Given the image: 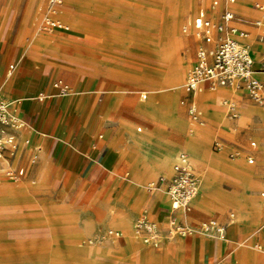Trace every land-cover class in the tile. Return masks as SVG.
<instances>
[{
    "label": "rangeland",
    "instance_id": "374dc122",
    "mask_svg": "<svg viewBox=\"0 0 264 264\" xmlns=\"http://www.w3.org/2000/svg\"><path fill=\"white\" fill-rule=\"evenodd\" d=\"M125 1L131 9L118 17L109 13L82 12L79 9V3L67 0L68 5L64 9L68 19L73 20L70 16L75 14L79 22L84 19L86 23L101 25L93 31L101 37L87 39L80 36L81 27L87 31L93 30V27L84 23L79 25L69 23L71 27H74L71 33L67 36L58 35H63L70 44L79 47L81 44L85 45L89 53L93 55L91 58L95 63L88 65L99 72L98 101L103 103L109 92L116 97V100L109 99V106L105 109L102 118L105 128L103 133L109 135L110 143L115 147L123 146L128 154H132L133 139L128 125L133 132L143 133L146 128L138 132L137 126L145 125L146 118L152 117L153 122L149 127L159 126V131L166 134L177 147L174 163L178 161L179 154L187 150L194 168L200 172L201 183L195 198L200 205L212 210L220 203L221 197L225 195L224 192L238 193L248 187V193L252 197L264 199L260 195L264 190V159L261 156L264 154V120L257 122L251 114L243 117L237 129H224L221 128L220 123L226 118L225 112L218 118L220 122L210 121L208 118L212 131L210 146L220 137H227L231 142L247 150L250 149L249 136L255 137L258 141V147L252 149L258 153L255 163H249L243 151L236 158L228 160V163L240 161L243 166L252 171L249 180L254 184L253 187L245 176L242 178L243 187L242 179L236 173L243 172L241 168L218 166L209 159L205 154L210 153V147L202 151L193 144L192 140L196 134L189 135L187 142L182 144L183 136L197 127L191 124L185 107L180 103L183 83L193 65L197 50L194 37L186 35L182 27L204 6V3H200L199 0ZM249 1L237 0L235 7L240 10L246 8ZM29 5L30 13L27 9L24 16V8ZM48 11V0H0V38L6 39L11 34L19 33L22 43L31 44L36 35L48 37L42 32L48 30L41 28ZM178 13L180 14L175 41L170 32V22ZM21 22H23L22 27ZM27 39L29 40L26 41ZM83 41L88 44H84ZM177 61H182V71L180 76L175 78L173 69ZM143 91L148 92V99L141 98ZM214 92H217V89L205 92L201 96L202 100L205 101L209 97L216 98ZM128 96L133 98L130 105L134 111L130 113L128 108H125L124 114L120 106L124 97L128 98ZM250 103L257 107L261 106L252 101ZM208 113L210 115V112L205 109L206 117ZM248 127L252 129L245 133L244 130ZM23 143H26V140ZM229 150H231L230 146ZM194 151L199 152L200 159L194 155ZM128 154H126V160L129 162L127 171L119 186V189H124L121 194L112 193L110 185L90 186L88 184L67 186L62 192L56 193L51 187L50 179L44 181L35 179L32 165L39 158L34 151L27 150L26 146L22 147L20 143L15 164L19 163L26 168V177L16 183L8 176L3 179L4 173L0 171V188L25 186L24 193L12 200L10 206H4L0 201V264H178L175 260L167 261L154 253L155 247L159 246L160 242L156 245L144 244L135 237L133 230V239L139 245L150 249L152 251L150 256L143 257L138 248L128 253L122 251L126 244L122 215L128 209L125 197L131 188V186L127 187L126 182L128 176L135 170L134 162ZM212 154L215 158L216 153ZM158 158L159 161L151 171L149 167L154 164L148 163L147 167L141 166L135 173L140 183L137 187L149 194L143 202H150L155 194H163L167 198L166 187L162 186L161 181L163 176L169 175L167 172L170 168L162 164L160 157ZM200 165H206L208 170L206 166ZM217 182H221L222 186L218 187ZM107 186L108 190L105 189ZM139 209L140 207L135 208L133 213L136 214ZM99 212L103 213L101 218L98 215ZM205 212L207 216L202 218L194 207L192 212L179 216L187 219L188 223H185L193 228L195 234L207 233L201 229V224L203 219L210 216H215L222 221L221 215L234 212V218L240 221L242 217V210L233 203H225L215 211ZM12 213L18 214L17 219L11 216ZM134 214L130 217L131 223ZM63 218H67L69 223L66 224ZM115 220L120 221L118 231L123 233L122 236L109 232ZM157 222L161 232L169 226L168 220L164 224ZM263 225L264 220L259 219H256L254 223L249 221L244 223L242 229L245 237L241 241L240 249L243 253H237L238 264H264V254L259 256L264 253ZM257 242H260L262 247L256 248ZM95 247L102 251L92 255L85 252ZM244 247L250 251L246 252ZM231 252L227 250L224 256H229ZM224 256L219 262L224 261ZM230 259L229 257L226 261ZM228 264L236 263L231 261Z\"/></svg>",
    "mask_w": 264,
    "mask_h": 264
},
{
    "label": "crops",
    "instance_id": "0c3cea01",
    "mask_svg": "<svg viewBox=\"0 0 264 264\" xmlns=\"http://www.w3.org/2000/svg\"><path fill=\"white\" fill-rule=\"evenodd\" d=\"M74 1L80 4L79 9L82 12L109 13L119 17L129 12L131 9L125 0ZM199 2L204 3L201 9H207L209 15L214 19H217L219 13L225 8L233 10L237 16L235 23L239 27L250 32L247 41L252 45L254 56L256 58L261 56L264 52V39H260V29L254 24V21L264 18V14L261 10L256 8L254 4L255 2H264V0H250L248 6L246 8H241V10L235 7L237 0L234 2L219 0L218 5L214 9L211 8V0H199ZM67 5V0H64V4L59 8V13L57 15L54 14V17L63 21L66 27L42 31L47 34L49 38L36 35L31 44L22 43L19 33L11 34L10 37L6 39L0 38V93L11 100L15 113L24 123L21 129L14 130L17 141L19 142V148L16 154L10 157V164L13 168H23L25 170L23 177L19 181L23 180L26 177V168L19 163L15 164V159L21 143L22 147L24 145L27 150L34 151V154L39 158L37 162L32 165V170L36 177L35 179L37 181L50 179L51 187L56 193L62 192L67 186L88 184L90 186L110 185L112 193L119 195L124 191V189H119V186L127 171L129 162L126 160V154H128V151L123 146L115 147L110 143L109 135L103 133L105 128L102 123L105 109L109 106V99L116 100V97L109 92L103 103L98 101L97 87L99 72L90 68L88 65L90 63H95L91 58L93 55L89 53V49L85 45L81 44L79 47L78 45L67 42L63 38V35L58 36L59 34L69 35L74 28L71 27V24L79 25L80 23H84L87 26L93 27V30L87 31L81 27L80 36L87 37V39L101 37L96 32H93L100 28L101 25L86 23L84 19H81L79 22L76 16H74L75 14L70 16L73 20H69L66 9H64ZM24 9V16H26L25 13L31 10L30 5ZM27 9L28 11L26 12ZM201 9L183 24L182 29L186 24H190ZM22 23L23 22H21L20 25L21 27ZM183 32L186 35L194 37V42L197 44L198 49L199 41L193 28H191L189 32H185L183 29ZM216 35H218V33H216ZM28 40L29 39L26 41ZM83 43L88 44L86 41H83ZM209 46H212V44H209ZM11 66H13V68ZM257 77L264 82V72H258ZM60 80L68 84L69 91L67 93L61 92V85L58 83ZM216 89L217 92H214L216 93V98L209 97L205 101L202 100L201 96L205 92L215 91ZM216 89H204L192 95L187 93L184 87H182L180 103L185 107L191 124L197 125L196 129L190 130L191 133H188V131L187 134L183 136L184 142L182 144L187 142L189 135L196 134L192 140L193 144L202 151L210 147V153L205 154L209 159L214 161L218 166H236L237 169L241 168L243 172H236L237 175L240 176V179L244 178V176L247 177V180L251 183L249 176L252 174V171L246 166H243L240 161L228 163V160L236 158L237 155H240V152L243 151L245 152L244 157L246 160L249 163H255L258 153L252 149L258 147V141L255 137L249 136L248 146L250 149L248 150L241 145L238 146L236 143L231 142L227 137H220L210 146L212 131L209 126L208 118L210 121L220 122L218 118L225 112L224 116L226 118L220 123L221 128L237 129L243 117L251 114L254 115L257 122H262L264 120V103L255 102L245 93L235 91L232 88L218 87ZM227 94L231 95L240 107L238 116L233 119L227 116L228 109L223 103V99ZM141 98L144 100L148 99V92L143 91L141 93ZM132 99L133 98L129 96L128 98L124 97L121 103L122 105L120 106L124 114L125 108H128L130 113L134 111L130 105L131 102H133ZM183 99L196 103L202 113L200 122L192 120L187 109L188 104L183 103ZM250 101L261 106L257 107L254 104L252 105ZM125 105H127V107ZM205 109L210 112V115L208 113V117L205 116ZM241 116L242 118H240ZM152 122L153 118L147 117L145 125L137 126L138 132L146 128V131L143 133L133 132L128 125L133 139V152L128 155L134 162L135 170L128 176V181L126 182L127 187L131 186V188L125 197L129 210L127 209L122 215V220L124 222L123 227L125 230L124 237L126 238V244L122 251L128 253L138 248L143 257L150 256L152 251L146 246L139 245L133 239L132 235L135 220L145 210L148 211L152 219L162 224L168 220L172 213H175L182 222L188 223L184 216L179 215H186L192 212L194 207L197 209V214L201 215L203 218L207 216L205 211L212 212L225 203H233L242 210L240 221L234 218V212H230L229 215H221L222 221L215 216H210L202 220V222H204L215 219L224 224L226 226L224 238L215 237L205 231L206 234H195L192 232L186 236L171 238L166 228L160 234V245L155 247L154 253L167 261L171 259L172 262H174L175 260L178 264H228L231 261L238 264L237 253H243L240 249L242 246L241 241L245 237L242 228L244 223L248 221L254 223L256 219L260 221L264 220V199H255L252 197L248 193V187L247 189L244 188L246 191L242 190L238 193L224 192L225 195L221 197L220 203L212 210L200 205L199 201L195 199V196L191 202L190 210L185 211L183 209H178L173 211L171 208V198L167 191H165L167 198L163 194H155L152 196L150 202H143L149 197V194L137 187L140 183L137 180V176H135L136 171H138L141 166L147 167L148 163L154 164L149 167L151 171L159 161L158 157H161L168 149H171L175 145V143H172L168 139L166 134L159 131V126L154 125L153 127H149ZM251 129V127H248L244 131L246 133ZM197 130L199 131L198 134ZM25 140L26 143H28L27 145L23 143ZM252 141H255L256 144L252 145ZM216 142L223 143V147L220 149L216 148ZM229 146L231 150H229ZM183 151L188 153L187 150ZM213 152L216 153V155L214 154L215 158L213 157ZM233 153H235V155H232ZM249 156L254 158L253 162L249 161ZM261 156L264 159V154ZM240 158L242 157L240 156ZM8 165L7 162L1 161L0 171L4 173V169ZM173 166L168 169L167 174L170 175L172 173ZM200 166L204 167L206 165ZM194 170L200 176V172L195 168ZM206 170H208V167ZM5 177L6 175L4 173L3 179ZM242 183L244 187L243 179ZM216 185L221 187L222 183L217 182ZM162 186L166 187L165 184ZM253 186L254 184H252L251 187ZM23 187L25 191V186ZM108 188L107 186L105 189L108 190ZM260 195L264 197V190L261 191ZM137 207H140V209L134 214L135 212L133 213V211ZM133 214L135 216L131 223L130 217ZM98 215L101 218L103 213L99 212ZM11 216L17 219L18 214L12 213ZM119 227L120 221L115 220L110 229L113 228L118 231ZM122 235L123 233H121L120 236ZM135 237L137 238L136 235ZM255 246L256 248H260L262 244L257 242ZM244 248L246 252L250 251L246 247ZM227 250H231L232 254L224 256ZM100 251L102 250L95 247L85 252L92 255ZM263 254L264 253L259 256ZM223 256L224 261L219 262L220 258ZM229 257L231 259L226 261Z\"/></svg>",
    "mask_w": 264,
    "mask_h": 264
},
{
    "label": "built area",
    "instance_id": "2783aa9c",
    "mask_svg": "<svg viewBox=\"0 0 264 264\" xmlns=\"http://www.w3.org/2000/svg\"><path fill=\"white\" fill-rule=\"evenodd\" d=\"M48 2L49 11L43 19L41 28L44 30L65 28L62 21L54 17V12L64 4V0H48ZM218 3L219 0H211V8H216ZM254 5L264 14V2H255ZM236 19V13L229 8L223 9L217 19L211 17L207 9H201L190 24L184 26L185 32L193 28L199 41L195 60L183 84L187 93L194 95L204 89L227 87L245 93L255 102L264 103V82L257 77L258 72H264V52L259 58L254 56L252 45L247 41L250 32L239 27L235 23ZM254 24L259 27V36L263 40L264 18L256 19ZM58 83L61 85L62 93L69 91L68 84L61 80ZM182 102L188 104L187 109L192 120L200 122L202 113L196 103L186 99ZM223 103L227 106V116L230 119L238 116L240 107L231 95H225ZM23 125L22 119L15 113L11 100L0 93V162L5 161L9 164L4 169V173L14 181H19L25 173L23 168H13L10 164V157L14 156L19 148L14 130L21 129ZM255 144L256 142L252 141V145ZM223 145L221 142L215 143L218 149ZM249 161L253 162L254 158L249 156ZM161 182L166 185L173 211L191 209V202L199 191L201 178L194 170L186 151L179 154L172 173L163 176ZM168 225L167 231L171 238L186 236L193 232V228L182 222L175 213L169 216ZM201 229L219 238H224L226 233V226L215 219L202 222ZM134 231L142 242L155 245L159 243L161 229L147 210L135 220ZM109 232L121 235L113 228L109 229Z\"/></svg>",
    "mask_w": 264,
    "mask_h": 264
},
{
    "label": "bare ground",
    "instance_id": "6f19581e",
    "mask_svg": "<svg viewBox=\"0 0 264 264\" xmlns=\"http://www.w3.org/2000/svg\"><path fill=\"white\" fill-rule=\"evenodd\" d=\"M60 11V9L56 10V12H54V14H58ZM179 14L178 13L175 18L170 22V32L173 35L175 41V34H176V27H177V23L179 20ZM179 41V40H178ZM177 41V42H178ZM176 42V43H177ZM181 60V59H180ZM182 62V61H181ZM180 61H177V65L176 67L173 69V76L175 78H178L181 74L182 71V65H181ZM176 63V62H174ZM174 66V65H173ZM172 76V75H171ZM178 83V82H177ZM170 144V143H169ZM167 145V144H166ZM165 145V146H166ZM173 145V144H172ZM167 147V146H166ZM171 147V146H170ZM165 149V148H164ZM167 150V149H166ZM176 152H177V147L176 145H174L171 149H168L161 157H160V161L162 164H164L165 166H167L168 168H171L174 164V159L176 156ZM194 155L200 159V154L198 151H194ZM17 183V182H16ZM9 185V184H8ZM2 187V186H1ZM24 193V187L23 185H18V186H8V187H3L0 188V200L2 201V203L4 204V206H10L12 200L18 198L20 195H22ZM66 221V224H68V220L67 218H63ZM51 223V222H50Z\"/></svg>",
    "mask_w": 264,
    "mask_h": 264
}]
</instances>
